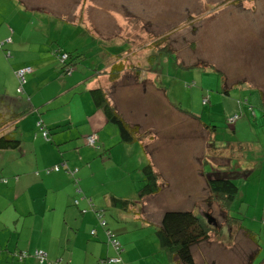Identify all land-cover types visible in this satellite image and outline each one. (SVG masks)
Returning <instances> with one entry per match:
<instances>
[{
  "label": "rangeland",
  "instance_id": "1",
  "mask_svg": "<svg viewBox=\"0 0 264 264\" xmlns=\"http://www.w3.org/2000/svg\"><path fill=\"white\" fill-rule=\"evenodd\" d=\"M0 20L13 41L8 46L11 55H6L7 47L0 49V93L16 92L15 71L7 72L18 62L31 65L33 71L28 77L36 72L46 89H54L66 79L64 76L70 75L60 68L57 55L63 50H77L82 56L78 67L89 70L124 55L128 59L121 61L127 68L119 79L108 81L112 78L111 66L105 71L96 70L99 76L104 75L100 80H104V89L112 98L110 103L136 128L138 137L128 142L119 134L123 146L110 151L79 143L71 146L80 148L68 150L70 141L62 142L58 145L61 152L58 163L66 154L71 155L62 162L60 172L46 173V168L53 167L48 163L54 159L48 153L49 147L40 145L41 165L37 167L21 159L28 154L29 141L36 135L42 137L41 131L32 124L28 128L19 127L11 134L20 139L19 145L0 149V178L5 176L12 181L10 172H16L18 176L33 175L37 179L36 172L40 171L39 177L56 173L58 185L65 186L70 181L73 187L75 179H79L84 193L93 188L97 195L106 197L108 203L104 209L108 218L120 223L134 239L137 232H154L155 225L160 224L168 210H193L203 227L213 224L224 228L225 213L217 202L207 200L209 191L205 182L197 186L187 180L173 181L169 188L161 186L159 192L142 199L139 191L146 184L142 167L147 163L159 171L157 164L166 156L174 170L184 171L185 166L191 169L190 164L196 162L209 169L211 156L221 164L217 168L224 171L225 156H215L213 152H225L227 148L234 159V168L209 176L226 175L238 187L227 204L229 223L237 227L228 232L226 226L221 238L211 231L209 239L192 245L193 259L195 264H248L254 252L250 264L264 263V171H259L260 164L257 170L250 171L253 164L264 159L261 93L264 90V0H0ZM156 39H160L161 46L165 43L169 48L157 51L150 46ZM141 50L149 51L151 60H140L139 69L153 70L147 84L152 80L154 87L162 90L160 95L154 88H147L146 82L133 85L136 76L130 73L128 60L137 63L135 53L139 51L141 56ZM224 79L227 85H232L227 94L223 92ZM67 85L69 88L72 81ZM73 90L62 95H78ZM18 96L21 103L31 104L25 94ZM236 103L245 111L238 115L237 127L232 128L229 120L236 113L230 110L237 107ZM23 111L18 108L12 112ZM185 112L196 117L204 112L205 120L201 122L216 126L215 130L210 133ZM51 137L48 141L54 143ZM94 154L96 157L91 159ZM42 191L40 183L31 189L25 209L36 211L37 227L52 228L55 220L50 216L42 220L43 212L52 203L49 198L50 203H44ZM63 196L64 191L58 192V197ZM20 211V208L16 210ZM239 226L247 229L250 239L237 230ZM22 230V238H29L27 228ZM36 240L34 237L33 244Z\"/></svg>",
  "mask_w": 264,
  "mask_h": 264
},
{
  "label": "crops",
  "instance_id": "2",
  "mask_svg": "<svg viewBox=\"0 0 264 264\" xmlns=\"http://www.w3.org/2000/svg\"><path fill=\"white\" fill-rule=\"evenodd\" d=\"M0 29V49L6 50L4 47H7L8 49L6 51H9L8 46L13 43V41L12 37L10 35L8 36V31L4 28L2 20H0ZM63 51L65 52V50ZM6 55L9 56L8 53H6ZM110 63L112 62H106L104 66L98 64L91 69L105 71ZM24 66L31 67L30 64H26L25 62H18L12 65L7 73L14 72ZM78 66L69 77L64 76L66 79L59 82L60 86L58 87H60V89L58 91V87L46 89L43 82L40 81L39 74L36 72L33 76H27L28 79L26 77L25 86H23V94H25L27 97L26 99H29L31 104H22L29 109L30 113L18 119V126L28 128L32 124L37 127L38 121H42L44 126L49 130L48 139L49 135H52L51 138L54 141V143H51L48 139L43 136L39 137L38 135L29 141L28 145L30 149L28 154L23 155L21 159L30 161L31 167H37L39 164L41 165L38 159V152L41 144L50 148L48 153H50L54 159L48 164H52V166L60 162L58 160L59 154L61 153L59 151L60 146H58L60 143L70 141V144L68 143L70 145L68 150H73L75 146L72 147V143L87 145L85 137L90 133H96L97 139L101 144L99 150L107 149L110 151L112 148L123 146L117 128L113 123L107 120L102 108L95 105L90 94V90L97 86H102L104 89V80H100V77H104V75H98V77L91 74L92 72L90 73L89 71L87 74V69H81ZM45 73L46 71H44L43 74ZM59 74L60 73L57 75ZM151 74H153V71H147L144 76L147 78ZM14 79L15 84L18 86L15 74ZM71 81L72 85L68 88L67 84ZM149 83H151V87ZM149 83L147 84V88H154L158 95L162 93L160 88L154 87L152 80ZM17 86L14 87L15 91ZM71 89H74L73 91H76V94L78 92V95H62ZM165 91L168 92L166 88ZM10 93L12 92H7L8 95H10ZM23 94H21V96ZM10 96L19 97L17 92ZM58 96L61 97L56 98ZM225 99L226 97L224 100ZM161 100L164 101L163 97ZM18 104V108H21L22 104L20 100ZM110 104L113 105L112 103ZM229 104H234V102L229 101ZM236 104L237 107H233L230 113H238L241 116L240 113H244L245 109L238 103ZM165 106L167 107L168 104L166 103ZM169 106L172 107L171 105ZM205 106L206 104L204 105V109ZM60 107H64V109L60 110ZM227 108V106L224 107L225 113H228ZM203 114L204 112L200 113L199 117L188 115L195 118L205 127V124L209 125L210 123L201 122L205 120ZM236 123L237 122L230 123V126L232 128H234V126L237 127L235 125ZM29 130L30 128L27 130L28 133ZM78 148L80 147H75V149ZM213 153L215 156H225L224 158L227 160L228 154L222 155L223 152ZM68 155L71 154H66L61 163L66 162ZM215 156H213L214 159H216ZM95 157L96 155L94 154L91 156V159ZM165 157L166 156H164L161 164H157L159 171H156V173L158 174L160 188L161 186L169 188L170 183L173 181L185 182L186 180L188 182L191 181L193 184L195 183L197 186H201L206 178L204 172L208 173V176H211L212 174H221L225 173V171H231L234 168L233 163L230 162V165L225 163L224 165H227V168L223 171V169L217 168L220 167L221 164L214 162L210 156L211 160L209 163L213 164H211L212 168L206 169V166L202 165L201 162H196V164H190L192 165L191 169H187L185 166L184 171L182 169L174 170L169 163L170 159L168 157L165 159ZM239 163L240 160H238L236 164L239 165ZM258 164H260L259 171L263 172L264 159H262L260 163L253 164L250 171L257 170ZM58 172H60V170L57 171V173ZM184 172H188L187 175L184 174ZM46 173L48 172L46 171ZM10 174L12 181H9V178L5 176H1V178H5L7 180L6 182L0 180V264H39L38 260L33 255L38 249L47 253L48 260L42 264H171L173 262L174 264H180L177 263L175 259L169 258L161 249L159 240L155 235V230L147 234L134 231L137 232L135 234V239L132 235L127 234L126 229L121 227L120 223H114L113 220L108 218V214L105 213L104 208L107 207L108 203L106 197L97 195V192L94 191L93 188H89V190L84 193L79 185V179H75L76 185L74 184L75 186L73 187L70 181H67L65 186L58 185L56 182V173L51 176L39 177L40 171H37V179L33 175L18 176L19 174L16 172H10ZM259 177H261V175ZM33 182L34 184H32ZM39 183L43 186L41 196L44 203L49 202V200L47 201L48 198L52 201V203L49 202L50 206L47 208V211L42 214L43 221H45L44 219L47 218V216H50L51 220H55L56 224L52 228L51 226L47 228L37 227L36 211L25 209L26 202L31 197V189L35 188ZM61 191H64L65 196L58 197V192ZM18 208L21 209L20 212H16ZM99 211L103 213L102 218L106 220V227L116 235L121 243L122 250L120 253H117L108 242L105 229L99 224V219L97 217V212ZM140 212H142V210L139 207V213ZM155 226H157V224ZM24 227L27 228L29 237L27 239L22 238L24 234L21 230ZM93 230L95 233H92ZM34 237H37V240L33 244ZM67 243L70 244L68 245ZM23 253H25V255H23ZM113 256H118V261L108 262L107 259ZM157 257H160V259H157Z\"/></svg>",
  "mask_w": 264,
  "mask_h": 264
},
{
  "label": "trees",
  "instance_id": "3",
  "mask_svg": "<svg viewBox=\"0 0 264 264\" xmlns=\"http://www.w3.org/2000/svg\"><path fill=\"white\" fill-rule=\"evenodd\" d=\"M160 39L154 40L153 45L150 46L155 47L157 51L160 50L166 51L169 48V46L166 45L165 43L163 44V46H161L159 44ZM148 53L149 51L141 50V56H139L140 52L137 51L135 53V58L138 59L137 63H132L130 60H128L129 62L128 65L131 71L130 73L136 76V83L133 85H138L141 84L142 82H146L145 84L147 85L148 77L146 78L144 76V74L147 71L144 72L143 68L142 70L139 69L140 67L139 63L140 60H142V62H149L151 60V58L150 59L148 58L149 56ZM57 57L59 58V61L61 63L60 68H62L64 74H72L74 69L78 65L82 64V62L80 61L82 60V56L79 52H77V50L62 52L58 54ZM116 58L117 59L115 60V62H112L109 65L111 66L112 69L111 70L112 73L110 75L112 78L108 79L109 82L114 80V78L119 79V77H121V73L127 68L126 65L121 61V60H127L128 59L127 56L120 55L117 56ZM78 61H80V63H78ZM178 63L181 65L179 61ZM184 66H188V65H184ZM118 69L120 72H117ZM88 71L90 73L92 72L91 74H94L95 76L99 75L96 69L94 70L87 69L86 72L87 74ZM222 84L224 85L223 92L225 94L229 93L228 88L232 85H227V83H225V79L222 80ZM16 92L17 94H23L24 89L22 92H18L17 90ZM261 93H262V99L264 101V90L261 91ZM90 94L94 100L95 105L102 108L107 120L117 126L119 134L122 137L123 141L126 140L128 142H132L138 138L136 136V128L134 126L131 127V125H129L124 120V118L117 113L114 106L110 104V99L112 100V98L108 97L105 89H103L102 86H97L96 88L91 89ZM18 99L19 97L17 96H10L7 93L6 94L0 93V149L11 148L19 145L20 139L18 138L16 139L12 137L11 134H13L17 130V128H19L17 121L21 116L27 114L28 109L25 107V105L21 103L23 105V106L21 105V108H23L24 111L21 114L13 113L12 112L13 110L18 109L19 106ZM234 115H237V118L235 119L237 120L239 114L236 113L233 114V116ZM205 127L210 133L214 131L216 128V126H211L210 124L209 125L205 124ZM43 130L47 132V135L49 134L48 133L49 130L47 129L46 126H43V129L41 131ZM225 150L227 152L222 151L223 152L222 155L228 154L227 164L230 165L229 163L230 162L233 163L234 159L232 158L231 152H229L227 148ZM142 171L145 173L146 184L139 191V199H142L146 195L157 193L161 189L158 183V174L153 169L151 163L145 164L142 167ZM205 177H206L205 184L209 191L207 200L215 201L219 204L220 209L223 210L225 213L226 224L223 225L224 228L221 227L216 228L213 224H211L212 226L209 225L208 227L207 226L203 227L200 223L198 215L195 212H193V210L165 211L162 215L160 224H158L155 228V235L159 240L161 249L168 255L169 258L175 259L177 263L195 264L191 252L192 245L198 244L204 240L209 239L211 231H214L215 235L221 238L224 232L223 229L228 228V232H229V229H231L232 227L234 226L237 227L236 225L229 223L227 204L238 192V187L235 185L232 179L226 175L216 176L213 178L205 175ZM209 214H210L209 212H206V215H208L210 218ZM237 230H240L248 238L250 237L247 229L239 226ZM254 255H255L254 252L250 254L248 264L252 262Z\"/></svg>",
  "mask_w": 264,
  "mask_h": 264
},
{
  "label": "built area",
  "instance_id": "4",
  "mask_svg": "<svg viewBox=\"0 0 264 264\" xmlns=\"http://www.w3.org/2000/svg\"><path fill=\"white\" fill-rule=\"evenodd\" d=\"M9 54V52H8ZM64 57V55H63ZM31 71V68L30 67H22V68H19L18 70H16L15 74H16V78H17V81H18V87H17V91L18 92H22V86L23 84L25 83L26 81V74L29 73ZM237 118V115H234L230 120L229 122L230 123H233L235 121V119ZM38 126L43 129V124L39 121L38 123ZM42 134L44 137H47V132L45 130L42 131ZM96 141V137L94 134L92 135H88L87 136V142L91 145H95ZM55 170H57L59 167L58 166H54L53 167ZM50 169H47V171H49ZM2 182H6L7 180L2 178L1 179ZM98 218L101 219V215L98 214ZM101 225H105V221L101 219L100 221ZM92 233H94V230L92 231ZM106 233H107V237H108V242L111 244V246L113 247V249L119 253L121 251V245L119 243V241L117 240V238L115 237V235L110 232L108 229L106 230ZM24 255V253H23ZM34 255L35 257L38 259L39 262H43L46 258V253L43 251V250H36L34 252ZM109 262H116L118 261V256H115V257H111L108 259Z\"/></svg>",
  "mask_w": 264,
  "mask_h": 264
},
{
  "label": "clouds",
  "instance_id": "5",
  "mask_svg": "<svg viewBox=\"0 0 264 264\" xmlns=\"http://www.w3.org/2000/svg\"><path fill=\"white\" fill-rule=\"evenodd\" d=\"M8 41V40H7ZM3 44V43H2ZM0 46H1V44H0ZM7 53L9 52V51H6ZM8 55H10V52H9V54ZM25 67V66H24ZM27 67H29V66H27ZM22 68V67H21ZM31 68V67H30ZM18 70V69H17ZM31 71H32V69H31ZM30 71V72H31ZM16 72V71H15ZM28 74V73H27ZM26 74V75H27ZM15 76H16V74H15ZM17 79V78H16ZM18 82V81H17ZM23 86H24V84H23ZM23 86H22V91H23ZM18 87V86H17ZM16 90H17V88H16ZM204 102H205V100H204ZM39 122V121H38ZM41 123H42V121H40ZM234 123V122H233ZM43 124V123H42ZM43 126H44V124H43ZM37 127H38V129L41 131L42 129L38 126V124H37ZM41 134H42V131H41ZM92 134H94L95 135V137H96V141H95V145H91V144H89L88 142H87V136L88 135H92ZM42 136H43V134H42ZM44 137V136H43ZM44 138H46V139H48V135H47V137H44ZM85 140H86V144L88 145V146H90V147H92V148H96V149H100L101 148V144L99 143V141H98V139H97V135H96V133H90V134H87L86 135V137H85ZM62 164H64V163H60V164H57V165H54V166H58L59 168L57 169V170H55L53 167H48V168H46V171H47V169H50L49 171H51V170H54V171H58L59 169H60V167H61V165ZM49 171H47V172H49ZM72 170H69L68 169V172H71ZM74 172H76V170H74ZM2 179V178H1ZM0 179V180H1ZM5 179V178H4ZM2 181V180H1ZM77 202V201H76ZM98 214H100L101 215V219L102 220H104L103 218H102V215H103V213L101 212V211H99V212H97V217H98ZM99 219V218H98ZM101 219H99V224L101 225V223H100V221H101ZM105 221V225L103 226V225H101L102 227H104V229H105V232H106V230L108 229L109 230V228H107L106 227V220H104ZM110 232H111V230H109ZM94 233H95V231H94ZM107 234V233H106ZM114 234V233H113ZM115 235V234H114ZM115 237H116V235H115ZM108 238V237H107ZM117 238V237H116ZM118 240V239H117ZM119 241V240H118ZM120 243V242H119ZM111 245V244H110ZM120 245H121V243H120ZM113 248V247H112ZM121 250H122V245H121ZM45 252V251H44ZM121 252V251H120ZM119 252V253H120ZM46 253V252H45ZM24 255H25V253H24ZM34 255V254H33ZM35 256V255H34ZM113 257H115V256H113ZM111 258V257H110ZM37 259V258H36ZM109 259V258H108ZM108 259H107V261H108ZM38 260V259H37ZM48 260V258H47V253H46V258H45V260L43 261V262H45V261H47ZM43 262H39L38 261V263L39 264H42ZM109 262V261H108Z\"/></svg>",
  "mask_w": 264,
  "mask_h": 264
}]
</instances>
